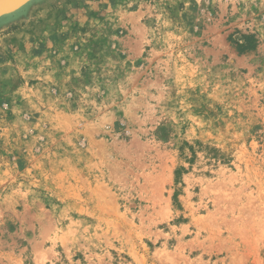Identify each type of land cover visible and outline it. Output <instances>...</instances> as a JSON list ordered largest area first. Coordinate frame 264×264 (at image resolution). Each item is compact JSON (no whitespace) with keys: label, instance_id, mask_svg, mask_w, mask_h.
Listing matches in <instances>:
<instances>
[{"label":"rangeland","instance_id":"374dc122","mask_svg":"<svg viewBox=\"0 0 264 264\" xmlns=\"http://www.w3.org/2000/svg\"><path fill=\"white\" fill-rule=\"evenodd\" d=\"M0 264H264V0L1 16Z\"/></svg>","mask_w":264,"mask_h":264},{"label":"water","instance_id":"95a60500","mask_svg":"<svg viewBox=\"0 0 264 264\" xmlns=\"http://www.w3.org/2000/svg\"><path fill=\"white\" fill-rule=\"evenodd\" d=\"M27 1L29 0H0V17L18 9Z\"/></svg>","mask_w":264,"mask_h":264},{"label":"trees","instance_id":"16d2710c","mask_svg":"<svg viewBox=\"0 0 264 264\" xmlns=\"http://www.w3.org/2000/svg\"><path fill=\"white\" fill-rule=\"evenodd\" d=\"M248 38V37H247ZM238 50L241 52L243 51L244 47L241 45V43H237Z\"/></svg>","mask_w":264,"mask_h":264},{"label":"bare ground","instance_id":"6f19581e","mask_svg":"<svg viewBox=\"0 0 264 264\" xmlns=\"http://www.w3.org/2000/svg\"><path fill=\"white\" fill-rule=\"evenodd\" d=\"M8 17V16H7Z\"/></svg>","mask_w":264,"mask_h":264}]
</instances>
